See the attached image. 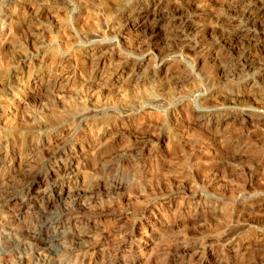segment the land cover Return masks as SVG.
<instances>
[{"label": "rangeland", "instance_id": "obj_1", "mask_svg": "<svg viewBox=\"0 0 264 264\" xmlns=\"http://www.w3.org/2000/svg\"><path fill=\"white\" fill-rule=\"evenodd\" d=\"M149 1L0 0V264H264V126L253 120L264 114V25L229 23L224 58L210 44L190 52L198 40L186 26L169 24L167 42L156 41L122 17L119 5ZM53 61L56 77L64 68L72 82L50 80ZM139 62H148L144 77L120 85L117 68ZM217 92L211 114L228 121L206 130L191 118ZM65 111L62 124L51 120ZM91 131L105 149L96 162L85 154ZM48 146L84 179L47 213L31 206L17 218L27 170L43 179L51 169ZM78 202L76 223L65 212Z\"/></svg>", "mask_w": 264, "mask_h": 264}, {"label": "bare ground", "instance_id": "obj_2", "mask_svg": "<svg viewBox=\"0 0 264 264\" xmlns=\"http://www.w3.org/2000/svg\"><path fill=\"white\" fill-rule=\"evenodd\" d=\"M231 1L229 4H227V2L225 3V1L221 0L219 2L217 0L216 2H219V3L211 6V4L209 3L210 4L209 5L208 2L207 3L205 2V0H150L147 3L141 4V5L139 4V6L138 5H135V6L130 5L129 6V5L123 3V4L119 5V9H121V11L123 10V13H122L123 16L122 17H124L126 19V21H128L130 23V25L132 26V28L134 30H136L137 32H139L141 34L142 33L145 35L149 34L150 37L153 39H156V41L161 40V41L167 42V40L169 38L168 32H170L169 31L170 28H168L169 26H167V25L171 24V25H175L176 27H177V25H179V26L184 25V26H186V28L188 29V31L192 35L194 34L195 40H198L196 43H193V44L190 43L188 45V49L190 50V52L191 51L192 52L197 51L200 47L204 46L205 44H210V45H213V47H215L217 50V52H215L216 54H214V55L216 57H219V58L220 57L224 58V57H226V56H224L225 54L223 53V50H224L223 47L225 46L224 44L226 42L225 32H226V27L229 23L234 24L236 20L243 21L245 19L246 22H248L250 24L251 23L252 24L259 23L261 25H264V0H231ZM136 3H138V2H136ZM229 7H230V10L232 9V11L234 10L236 12V14H237L236 16L229 17V15L228 16L226 15L227 12L225 13V9L229 8ZM230 13H231V11H230ZM235 24H237V23H235ZM178 35H180V33ZM155 45H157V44H155ZM50 50L51 49L48 50L45 48V50L41 51V53L43 56H45V58L46 57L49 58L50 54H51V57L53 55L50 52ZM263 51H264V47H263ZM105 53L103 52V50L96 49V48L91 49L89 51L90 57L93 60L94 59L95 60L96 59L101 60V61H103L104 64H105V61L102 57H105V55H104ZM250 60H252V61H250ZM147 61H149V60H147ZM246 61L247 62L250 61L247 64V67L249 69L252 70V69L256 68L254 66L256 61H254L251 58L245 60V62ZM53 62L54 63L50 62L51 65L49 66L50 67L49 69L51 70V71H49L50 72L49 73L50 80L53 77L54 79L56 78L57 82L59 80L60 84L61 83L63 84V82H65V81L70 82L72 80L71 79L72 75L69 74V70L67 71L64 68L59 73L60 75L58 74V76L60 78L58 79L56 77L57 74H55V73L56 72L58 73V71L54 72L55 67H56L54 65H56L57 63L55 64V61H53ZM145 64L139 62V63L134 64L133 67L125 65V64L122 65V67L117 68V69H120L121 72H120L119 76L117 75L118 78H116V81H119V83L121 85L122 83L125 84L127 81L129 82L132 79L135 80V79L144 77L143 75H145L144 72L146 71L145 68H146L148 62ZM61 68H62V66H61ZM143 70H144V72H143ZM163 71L165 72V75L167 77H169L171 79L175 77L176 70H174L170 66H167L166 68H164ZM263 71L261 73H263ZM158 78H159V76H158ZM252 83H255V81ZM253 87H255V86H253ZM255 89H258V88H255ZM251 90H253V89H251ZM218 94H219L218 92L212 93L203 99L202 103H204V107H206V108L208 107V110L205 114L203 113V114L194 115L193 118H191V121H193L194 124H196L200 127H203L206 130H219L222 126L226 125V123L228 121L226 118H221V117H218L216 115L214 116V115H212L213 113L211 114V112H212L211 109L213 107V104H215L216 99L219 98ZM261 96L262 95H260V93H259L258 97L261 98ZM263 103H264V101H263ZM94 104H96V103H94ZM64 105H65L64 107H66L65 109H67V111H69L68 110L69 106L66 104H64ZM5 106H7V105L2 104V102L0 103V108L6 109ZM67 111H65L63 113L61 112L62 114H59V113H53V115L51 114L52 115L51 120L53 122H55L56 124L57 123L62 124V122L64 121L62 119L67 118V114H66ZM68 116H71V115H68ZM62 117H64V118H62ZM47 119H49V117ZM253 120H254L255 124H257L259 126L260 125L264 126V114L255 117V119H253ZM89 136L91 138V141L93 143L95 141V143L93 145H91L92 146V148H90L91 151L85 152L84 149H82V152H85L86 155L92 157L91 159L95 161V158L102 155L103 150H105L104 145L99 143V142H101L99 140L102 137V134L100 133V131L99 132H97V131L92 132L91 131ZM48 145H51V144L48 143ZM48 147L49 148H47L46 150L44 149V150L46 152L45 155L47 156V158H49V162H52L51 169L49 170V172H47V176L43 179L39 177V175L36 173L35 170H30V169L27 170L26 169L28 171L26 174H29L30 178L32 177L33 182L31 184V186L29 185V187L24 188L25 191L22 190L24 195L21 198L19 197V199H17V197H14L15 205H16V208L18 209V214L16 215L17 218L20 215H22L24 212H26L27 209H31V208H29L31 206H34L35 209H36V207H37V209L38 208L43 209V211H46L45 213H47V211H48L47 209H49V208L51 209V207L54 205V203L57 199H60V198L63 199V197L68 196L69 194H71V192H73L71 190L72 189L71 181L79 182L78 181L79 179H84L80 175V172H79L80 169H79L78 165L74 166L75 161L73 159L69 163L63 164L61 162V154L62 153L59 154V153H57V151L53 150L54 149L53 147H52V149L50 148V146H48ZM5 156L6 155H4V157ZM18 159H19V157H18ZM50 160H52V161H50ZM18 162H20V161H18ZM15 163H16V165H18L17 162H15ZM19 164H21V163H19ZM1 165H2V163H1ZM82 182H83V184H82ZM82 182H80L82 184V185H80L81 186L80 188L77 189L75 187L77 189L76 193L78 196L83 195V193L86 192V191H84V188H88L86 186L88 183H86V181H84V180ZM89 190H91V189H89ZM31 195H36L38 198L46 199V205L39 203L38 200L31 201V198H30ZM77 201L80 202L81 200L78 199ZM177 201L174 199H171V200H169V203L173 205L172 207H176L177 209L182 208V206H183L182 203L180 204ZM79 202H78V205L75 206V208L68 210L69 212H65L66 213L65 216L68 219L76 220V223H77V220H79L78 222H80L81 217L79 215L82 214L81 212L83 211V208ZM49 211H51V210H49ZM56 219H57V217L52 213H50L48 215L45 214L43 216L42 225L45 228L44 232H43V233H45L44 236L49 235V233H50L49 231H51L50 229L56 223ZM77 227H79V226L77 225ZM39 237L41 239V236H39ZM43 238H45V237H43ZM263 238H264V236L261 237V239H263ZM42 241H43V239H42ZM214 260H216V259H214ZM178 261L179 260L177 259V262Z\"/></svg>", "mask_w": 264, "mask_h": 264}]
</instances>
